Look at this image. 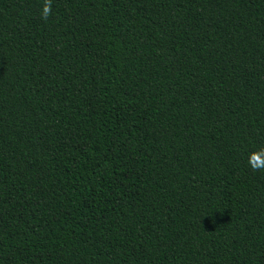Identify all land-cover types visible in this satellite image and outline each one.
Wrapping results in <instances>:
<instances>
[{"label": "trees", "instance_id": "obj_1", "mask_svg": "<svg viewBox=\"0 0 264 264\" xmlns=\"http://www.w3.org/2000/svg\"><path fill=\"white\" fill-rule=\"evenodd\" d=\"M0 0V264H264V0Z\"/></svg>", "mask_w": 264, "mask_h": 264}, {"label": "clouds", "instance_id": "obj_2", "mask_svg": "<svg viewBox=\"0 0 264 264\" xmlns=\"http://www.w3.org/2000/svg\"><path fill=\"white\" fill-rule=\"evenodd\" d=\"M51 14V0H45L42 11V18H47ZM249 163L254 171L264 169V160L258 154H252Z\"/></svg>", "mask_w": 264, "mask_h": 264}]
</instances>
